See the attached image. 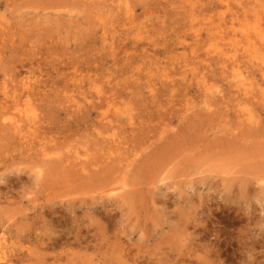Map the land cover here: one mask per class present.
<instances>
[{"label":"rangeland","instance_id":"374dc122","mask_svg":"<svg viewBox=\"0 0 264 264\" xmlns=\"http://www.w3.org/2000/svg\"><path fill=\"white\" fill-rule=\"evenodd\" d=\"M263 13L264 0H0V264H264Z\"/></svg>","mask_w":264,"mask_h":264},{"label":"bare ground","instance_id":"6f19581e","mask_svg":"<svg viewBox=\"0 0 264 264\" xmlns=\"http://www.w3.org/2000/svg\"><path fill=\"white\" fill-rule=\"evenodd\" d=\"M56 1L58 2V0H56ZM71 1H72V0H71ZM77 1H78V0H77ZM88 1H89V0H88ZM182 1H183V0H182ZM239 1H240V0H239ZM258 1H259V0H258ZM93 2H94V1H93ZM232 2H233V1H232ZM242 2H244V1H242ZM32 3H34V2H32ZM72 3H73V2H72ZM195 3H196V2H195ZM216 3H217V2H216ZM246 3H247V2H246ZM248 3H249V2H248ZM85 4H86V3H85ZM187 4H188V2H187ZM190 4H191V3H190ZM192 4H193V3H192ZM229 4H230V3H229ZM233 4H234V3H233ZM237 4H238V3H237ZM240 4H241V3H240ZM242 4H244V3H242ZM260 4H261V2H260ZM64 5H66V4H64ZM64 5H63V6H64ZM72 5H73V4H72ZM211 5H212V4H211ZM245 5H246V4H245ZM262 5H263V4H262ZM94 6H95V5H94ZM94 6H93V7H94ZM241 6H242V5H241ZM248 6L250 7V4H248ZM255 6H256V5H255ZM183 7H184V6H183ZM186 7H187V6H186ZM228 7H229V5H228ZM188 8H191V7H188ZM226 8H227V7H226ZM226 8H225V9H226ZM236 8H237V7H236ZM246 8H247V7H246ZM255 8H256V7H255ZM259 8H260V7H259ZM96 9H97V8H96ZM215 9H216V8H215ZM250 9H251V8H250ZM260 9H261V8H260ZM93 10H94V9H93ZM226 10H227V9H226ZM232 10H233V8H232ZM251 10H252V9H251ZM255 10H256V9H255ZM255 10H254V11H255ZM257 10L259 11V9H257ZM91 11H92V10H91ZM186 11H187V10H186ZM193 11H194V9H193ZM212 11H213V10H212ZM223 11H224V10H223ZM244 11H245V10H244ZM244 11H242V12H244ZM254 11H253V12H254ZM258 11H257V13H258V15H259V12H258ZM92 12H93V11H92ZM222 13H223V12H222ZM229 13H230V12H229ZM229 13H228V14H229ZM236 13H238V12H236ZM248 13H249V12H248ZM250 13H251V12H250ZM254 13H256V12H254ZM257 13H256V14H257ZM261 13H262V12H261ZM218 14H219V12H218ZM234 14H235V13H234ZM251 14H252V13H251ZM215 15H216V14H215ZM252 15H253V14H252ZM261 15H262V14H261ZM263 15H264V13H263ZM196 16H197V15H196ZM249 16H250V15H249ZM192 17H193V16H192ZM194 17H195V16H194ZM245 17H246V16H245ZM253 17H254V16H253ZM257 17H259V16H257ZM261 18H263V17H261ZM193 19H194V18H193ZM232 19H233V18H231V21H232ZM190 20H192V18H191ZM237 20H238V19H237ZM237 20H236V21H237ZM263 20H264V18H263ZM236 21H235V22H236ZM251 21H252V20H251ZM190 22H191V21H190ZM242 22H243V21H242ZM242 22H241V23H242ZM258 22H259V21H258ZM261 22H262V24L264 23L263 21H260V24H261ZM225 23H226V22H225ZM210 24H211V23H210ZM226 25H227V24H226ZM234 25H235V24H234ZM251 25H252V24H251ZM263 25H264V24H263ZM213 26H214V25H213ZM224 26H225V24H224ZM259 26H260V25H259ZM261 27H262V26H261ZM237 28H238V27H237ZM244 28H245V26H244ZM246 28H247V27H246ZM251 28H252V27H251ZM262 28H263V27H262ZM221 29H222V28H221ZM252 29H253V28H252ZM223 30H224V29H223ZM236 30H237V29H236ZM242 30H244V29H242ZM220 31H221V30H220ZM244 31H245V30H244ZM262 31H263V29H262ZM254 32H256V31H254ZM195 33H196V32H195ZM245 33H246V31H245ZM241 35H242V34H241ZM244 35H245V34H244ZM258 35H259V34H258ZM224 36H225V35H224ZM226 36H227V35H226ZM227 37L229 38L230 36H227ZM216 38H217V37H216ZM228 38H227V39H228ZM246 38H247V37H246ZM246 38H244V39H246ZM201 39H202V38H201ZM218 39H219V38H218ZM213 40H214V39H213ZM213 40H212V41H213ZM221 40H222V39H221ZM221 40H220V41H221ZM224 40H225V39H224ZM242 40H243V39H242ZM201 41H202V40H201ZM204 41H205V40H204ZM237 41H238V40H237ZM199 42H200V40H199ZM234 42H235V41H234ZM250 42H251V41H250ZM207 43H208V42H207ZM246 43H247V42H246ZM248 43H249V42H248ZM248 43H247V44H248ZM196 44H197V43H196ZM208 44H209V43H208ZM212 44H213V43H212ZM106 45L109 46L108 44H105V46H106ZM197 45H198V44H197ZM253 45H254V44H253ZM205 46H206V45H205ZM261 46H262V45H261ZM101 47H102V46H101ZM113 47H114V46H113ZM109 48H110V47H109ZM109 48H108V49H109ZM136 48H137V47H136ZM232 48H233V47H232ZM100 49H101V48H100ZM230 49H231V48H230ZM233 49H234V48H233ZM138 50H139V49H138ZM237 50H238V49H237ZM104 51H106V50L104 49ZM118 51H119V50H118ZM136 51H137V50H136ZM141 51H142V50H141ZM116 52H117V50H116ZM197 52H198V51H197ZM197 52H196V53H197ZM100 53H101V52H100ZM112 53H113V52H112ZM136 53H137V52H136ZM229 53H230V51H229ZM231 53H232V52H231ZM253 53H255V51H254ZM115 54H116V53H115ZM245 54H246V53H245ZM248 54H249V53H248ZM103 55H104V54H103ZM103 55H102V56H103ZM107 55H108V53H107ZM230 55H231V54H230ZM246 55H247V54H246ZM260 55H262V54H260ZM260 55H259V56H260ZM252 56H253V55H251V57H252ZM254 56L257 57V55H254ZM236 57H238V56H236ZM247 57H248V56H247ZM261 57H262V56H261ZM106 58H107V57H106ZM146 58H147V57H146ZM213 58H214V57H213ZM221 58H222V57H221ZM234 58H235V57H234ZM114 59H115V58H114ZM128 59H129V58H128ZM133 59H134V58H133ZM142 59H143V58H142ZM208 59H209V58H208ZM214 59H215V58H214ZM235 59H237V58H235ZM253 59H254V58H253ZM257 59L259 60L258 57H257ZM111 60H112V59H111ZM210 60H211V59H210ZM237 60H238V59H237ZM95 61H96V60H95ZM115 61H116V60H115ZM124 61H125V60H124ZM139 61H140V60H139ZM143 61L145 62V60H143ZM97 62H98V61H97ZM205 62H206V60H205ZM209 62H210V61H209ZM217 62H218V61H217ZM219 62H220V61H219ZM247 62H249V61H247ZM250 62L253 63L252 61H250ZM256 62H257V61H255V63H256ZM259 62H261V60H260ZM115 63H116V62H115ZM117 63H118V62H117ZM222 63H223V62H222ZM91 64H92V63H91ZM95 64H96V63H95ZM97 64H98V63H97ZM110 64H111V62H110ZM121 64H122V63H121ZM131 64H132V63H131ZM133 64H134V63H133ZM133 64H132V65H133ZM145 64H146V63H145ZM93 65H94V64H93ZM108 65H109V64H108ZM125 65H126V64H125ZM132 65H131V66H132ZM135 65H136V64H135ZM261 65H262V64H261ZM112 66H113V65H112ZM133 66H134V65H133ZM251 66H252V65H251ZM103 67H105V66H103ZM116 67H117V66H116ZM136 67H137V66H136ZM253 67H254V65H253ZM127 68H128V67H127ZM142 68H143V67H142ZM142 68H141V69H142ZM259 68H260V67H259ZM121 69H122V68H121ZM121 69H120V70H121ZM145 69H146V68H145ZM145 69H144V71H145ZM262 69H263V67H262ZM110 70H112V69H110ZM138 70H140V69H138ZM108 71H109V70H108ZM118 71H119V70H118ZM128 71H129V70H128ZM131 71H132V68H131ZM238 71H239V70H238ZM111 72H112V71H111ZM115 72H116V71H115ZM135 72H136V70H135ZM135 72H134V73H135ZM224 72H225V71H224ZM127 73H128V72H127ZM142 73H143V72H142ZM142 73H141V74H142ZM238 73H239V72H238ZM124 74H125V71H124ZM130 74H131V72H130ZM141 74H139V75H141ZM132 75H133V74H132ZM142 76H144V75H142ZM136 77H137V76H136ZM139 77H140V76H139ZM262 77H264V76H262ZM143 78H144V77H143ZM240 78H241V76H240ZM132 79H133V78H132ZM136 79H137V78H136ZM139 79H140V78H139ZM151 80H152V79H151ZM136 81H137V80H136ZM140 81H141V80H140ZM166 82H167V81H166ZM241 82H242V81H241ZM241 82H239V85H240ZM243 82H245V81L243 80ZM160 83H161V81H160ZM245 83H246V82H245ZM249 83H250V82H249ZM249 83H247V85H248ZM173 84H174V83H173ZM141 85H142V84H140V86H141ZM152 85H153V83H152ZM159 85H161V84H159ZM169 85H170V84H169ZM0 86H1V85H0ZM143 86H145V85L143 84ZM157 86H158V85H157ZM200 86H201V85H200ZM233 86H234V85H233ZM250 86H251V83H250ZM250 86H249V89H250ZM24 87H26V86H24ZM136 87H137V86H136ZM138 87H139V86H138ZM138 87H137V88H138ZM146 87H147V86H146ZM149 87H150V86H149ZM167 87H171V85H170V86H167ZM173 87H174V86H173ZM184 87H185V86H184ZM184 87H183V89H184ZM243 87H244V86H242V88H243ZM245 87H246V86H245ZM247 87H248V86H247ZM252 87H253V86H252ZM124 88H125V87H124ZM126 88H127V87H126ZM132 88H134V86H133ZM155 88H156V87H155ZM157 88H158V87H157ZM163 88H164V87H163ZM185 88H186V87H185ZM237 88H238V86H237ZM128 89H129V88H128ZM134 89H135V88H134ZM139 89H140V88H139ZM150 89H151V88H150ZM152 89H153V88H152ZM165 89H166V87H165ZM172 89H173V88H172ZM238 89H240V88H238ZM238 89H237V90H238ZM111 90H113V88H111ZM136 90H137V89H136ZM162 90H163V89H162ZM167 90H168V89H167ZM245 90H246V89H245ZM108 91H109V90H108ZM115 91H116V90H115ZM150 91H152V90H149V92H150ZM239 91H240V90H239ZM250 91H251V89H250ZM262 91H263V90H261V94L264 93V92L262 93ZM26 92H27V91H26ZM113 92H114V90H113ZM125 92H126V91H125ZM128 92H129V91H128ZM130 92H131V91H130ZM134 92H137V91H133L132 93H134ZM244 92L247 93L248 91H247V92L244 91ZM122 93H123V92H122ZM138 93H139V92H138ZM153 93H154V91H153ZM153 93H151V94H153ZM174 93H175V95H176V92H174ZM174 93H173V94H174ZM249 93H250V92H249ZM251 93H252V92H251ZM5 94H6V96H7V93H5ZM110 94H112V92H111ZM125 94H126V93H125ZM157 94H158V93H157ZM163 94H164V93H163ZM166 94H167V92H166ZM241 94H242V93H241ZM130 95H132V94H130ZM130 95H129V96H130ZM134 95H135V94H133V96H134ZM243 95H244V93H243ZM6 96H5V97H6ZM119 96H120V95H119ZM127 96H128V95H127ZM149 96H150V93H149ZM154 96H155V94H154ZM154 96H153V97H154ZM158 96H159V95H158ZM164 96H165V95H164ZM172 96H174V95H172ZM246 96H247V94H246ZM248 96L250 97V95H248ZM256 96H258V95H256ZM260 96H261V95H260ZM150 97H152V96H150ZM159 97H160V96H159ZM148 98H149V97H148ZM156 98H157V97H156ZM204 98H205V96H204ZM259 98H260V97H259ZM261 98H262V97H261ZM98 99H99V98H98ZM105 99H106V98H105ZM169 99H171V98H169ZM206 99H208V98H206ZM248 99H249V98H248ZM253 99H254V98H253ZM13 100H14V98H13ZM16 100H18V99L15 97V101H16ZM99 100H100V99H99ZM111 100H112V99H111ZM154 100H155V99H154ZM156 100H157V99H156ZM159 100H160V99H159ZM161 100H162V99H161ZM171 100H172V99H171ZM173 100H174V99H173ZM173 100H172V102H173ZM202 100H203V99H202ZM208 101H209V100H208ZM13 102H14V101H13ZM92 102H93V101H92ZM92 102H91V104H92L91 106H93V103H92ZM98 102H99V101H98ZM98 102H97V105H98ZM167 102H169V101H167ZM210 102H211V101H210ZM210 102H209V103H210ZM9 103H10V101H9ZM14 103H15V102H14ZM112 103L115 104V102H112ZM158 103H159V102H158ZM6 104H7V103H6ZM6 104H5V105H6ZM18 104H19V101H18ZM29 104H30V103H29ZM88 104H90V103H88ZM159 104H160V103H159ZM215 104H216V103H215ZM224 104H225V103H224ZM10 105H12V104L10 103ZM209 105L211 106L212 104H209ZM6 106H7V105H6ZM6 106H4V107H6ZM12 106H13V105H12ZM17 106H18V105H17ZM86 106H87V105H86ZM91 106H90V107H91ZM99 106H100V105H99ZM99 106H98V108H99ZM112 106H113V105H112ZM206 106H207V105H206ZM221 106H222V104H221ZM224 106H225V105H224ZM30 107H31V106H30ZM84 107H85V106H84ZM211 107H212V106H211ZM1 108H2V107H1ZM14 108H15V107H14ZM17 108H18V107H16L15 110H16ZM19 108H20V107H19ZM24 108H25V107H24ZM95 108H96V106H95ZM212 108H213V107H212ZM209 109H210V108H209ZM8 110H9V109H8ZM90 110H91V108H90ZM93 110H94V109H93ZM222 110H225V109L222 108ZM84 111H85V108H84ZM84 111H83V112H84ZM211 111H212V110H211ZM5 112H6V111H4L3 113H5ZM71 112H72V111H70V113H68V112H67V113H68V114H71ZM77 112H78V111H77ZM77 112H76V113H77ZM79 112H81V111H79ZM89 113H90V111H89ZM95 113H96V112H95ZM95 113H94V114H95ZM198 113H200V112H198ZM214 113H215V112H214ZM219 113H220V111H219ZM219 113H218V114H219ZM221 113H223V112H221ZM248 113H249V112H248ZM0 114H1V113H0ZM94 114H93V115H94ZM195 114H196V113H195ZM211 114H212V112L209 113V115H211ZM252 114H253V113H252ZM35 115H36V114H35ZM72 115H73V114H72ZM76 115H77V114H75V116H76ZM90 115H91V114H90ZM97 115H98V114H97ZM106 115H107V114H106ZM108 115H109V114H108ZM188 115H189V114H188ZM199 115H200V114H199ZM199 115H198V116H199ZM215 115H217V113H215ZM215 115L213 116V117H214L213 120L216 119ZM219 115H220V114H219ZM221 115H222V114H221ZM224 115H225V113H224ZM242 115H243V113H242ZM244 115H246V114L244 113ZM253 115H254V114H253ZM253 115H252V116H253ZM32 116H33V115H32ZM36 116H37V115H36ZM70 116H71V115H70ZM75 116H74V117H75ZM78 116H80V115H78ZM110 116H111V115H110ZM189 116H191V115H189ZM198 116L196 115V117H198ZM217 116H218V115H217ZM222 116H223V115H222ZM222 116H221V117H222ZM250 116H251V115H250ZM252 116H251V117H252ZM71 117H72V116H71ZM74 117H73V118H74ZM95 117H96V116H95ZM107 117H108V116H107ZM138 117H139V116H137V118H138ZM191 117H192V116H191ZM211 117H212V116H211ZM218 117L220 118V116H218ZM223 117H225V116H223ZM223 117H222V118H223ZM36 118H37V117H36ZM104 118H105V117H104ZM104 118H102V119H104ZM130 118H133V117L131 116ZM193 118H195V116H194ZM200 118H202V117H200ZM203 118H204V117H203ZM205 118H206V117H205ZM240 118H241V117H240ZM249 118H250V117H249ZM89 119H90V118H89ZM102 119L100 118L101 121H102ZM105 119H106V118H105ZM185 119H187V118L185 117ZM252 119H253V118H252ZM21 120H22V119H21ZM92 120H93V119H92ZM111 120H112V119H111ZM131 120H132V119H131ZM193 120H195V119H193ZM203 120H204V119H203ZM203 120H202V122H203ZM242 120H245V119H242ZM15 121H16V120H15ZM19 121H20V120H19ZM22 121H23V120H22ZM87 121H89V120H87ZM101 121H100V122H101ZM136 121H137V120H136ZM189 121H190V119H189ZM206 121H207V119H206ZM219 121H220V120H219ZM16 122H17V121H16ZM37 122H38V121H37ZM113 122H114V121H113ZM117 122H118V121H116V123H117ZM130 122H131V121H130ZM198 122H199V120H198ZM212 122H213V121H212ZM216 122H217V121H216ZM9 123H10V122H9ZM12 123H13V122H12ZM20 123L23 124V122H21V121H20ZM25 123H26V122H25ZM75 123H76V122H75ZM77 123H78V122H77ZM98 123H99V122H98ZM98 123H97V124H98ZM104 123H105V122H104ZM119 123H120V122H119ZM119 123H118V124H119ZM134 123H136V122H134ZM134 123H132V124H134ZM183 123H184V121H183ZM223 123H224V121H223ZM237 123H238V122H237ZM239 123H240V122H239ZM245 123H246V122H245ZM255 123H256V122H255ZM259 123H260V122L258 121L257 124H259ZM13 124H14V123H13ZM26 124H27V123H26ZM100 124H101V123H100ZM118 124H117V126H118ZM120 124H121V123H120ZM192 124H193V123H192ZM195 124H196V123H195ZM208 124H209V123H207V127H208ZM210 124H211V123H210ZM210 124H209V125H210ZM216 124H217V123H216ZM216 124H215V125H216ZM248 124H249V123H248ZM253 124H254V122H253ZM2 125H3V124H2ZM4 125H5V124H4ZM4 125H3V126H4ZM24 125H25V124H24ZM32 125H33V124H32ZM34 125H35V124H34ZM34 125H33V126H34ZM98 125H99V124H98ZM104 125H105V124H104ZM107 125H108V124H107ZM112 125H114V124H112ZM124 125H125V124H124ZM215 125H214V127H215ZM225 125H227V124H225ZM225 125H224V126H225ZM249 125H250V124H249ZM259 125H260V124H259ZM27 126H28V125H27ZM37 126H39V125H37ZM37 126H36V130L39 129ZM90 126H91V125H90ZM100 126H101V125H99L98 128H99ZM122 126H123V125L121 124V127H122ZM128 126H129V125H128ZM131 126H132V125H131ZM192 126H193V125H192ZM227 126H228V125H227ZM237 126H238V125H237ZM241 126H242V125H241ZM255 126H256V125H255ZM260 126H261V125H260ZM5 127H6V126H5ZM9 127H12V125L10 124ZM19 127H20V126H19ZM29 127H30V126H29ZM93 127H95V126H93ZM101 127H103V126H101ZM110 127H111V126H110ZM110 127H109V128H110ZM118 127H119V126H118ZM179 127H180V126H179ZM238 127H239V126H238ZM13 128H14V127H13ZM13 128H11V129H13ZM22 128H23V126H22ZM33 128L35 129V126H34ZM96 128H97V127H96ZM103 128H104V127H103ZM103 128H102V129H103ZM111 128H112V127H111ZM122 128H123V127H122ZM128 128H129V127H128ZM190 128H191V127H190ZM215 128H216V127H215ZM224 128H225V127H223V129H224ZM227 128H228V127H227ZM229 128H230V127H229ZM252 128H253V127H252ZM3 129H4V128H3ZM7 129H8V127H7ZM11 129H10V130H11ZM15 129H16V128H15ZM20 129H21V128H20ZM29 129H30V128H29ZM113 129H115V128H113ZM118 129H119V128H118ZM123 129H124V128H123ZM225 129H226V128H225ZM82 130H83V129H82ZM100 130H101V129H100ZM109 130H110V129H109ZM120 130H121V129H120ZM131 130L133 131V129H131ZM163 130H164V129H163ZM188 130H189V129H188ZM247 130H248V129H247ZM252 130H253V129H252ZM261 130H262V129H261ZM18 131H20V130H18ZM22 131H23V130H22ZM101 131H102V130H101ZM101 131H100V132H101ZM104 131H105V130H104ZM107 131H108V130H107ZM114 131H115V130H114ZM123 131H124V130H123ZM123 131H122V132H123ZM129 131H130V130H129ZM140 131H141V129H140ZM202 131H203V130H202ZM219 131H220V130H219ZM253 131H254V130H253ZM5 132H6V131H5ZM9 132H10V131H9ZM11 132H12V131H11ZM31 132H33V131H31ZM84 132H86V131H84ZM108 132H109V131H108ZM111 132H112V131H111ZM133 132H134V131H133ZM136 132H137V131H136ZM186 132H187V131H186ZM191 132H192V131H191ZM191 132H190V133H191ZM36 133H37V132H36ZM96 133H97V132H96ZM102 133H103V132H102ZM105 133H106V132H105ZM123 133H124V132H123ZM144 133H146V132H144ZM172 133H173V132H172ZM253 133H254V132H253ZM13 134H14V133H13ZM17 134H18V132H17ZM111 134H112V133H111ZM124 134H125V133H124ZM132 134H133V133H132ZM142 134H143V133H142ZM149 134H150V133H149ZM165 134H166V133H165ZM181 134H182V132H181ZM254 134H255V133H254ZM257 134H258V133H257ZM38 135H39V134H38ZM113 135H114V134H113ZM122 135H123V134H122ZM182 135H183V134H182ZM190 135H191V134H190ZM14 136H15V135H14ZM91 136H92V135H91ZM99 136H101V134H100ZM106 136H107V135H106ZM128 136H129V135H128ZM147 136H148V135H147ZM180 136H181V135H180ZM196 136H197V135H196ZM245 136H246V135H245ZM255 136H256V135H255ZM18 137H19V136H18ZM24 137H25V136H24ZM107 137H108V136H107ZM109 137L111 138V136H109ZM143 137H144V136H143ZM151 137H152V136H151ZM182 137H183V136H182ZM182 137H181V138H182ZM22 138H23V137H22ZM22 138H21V139H22ZM101 138H102V137H101ZM138 138H139V137H138ZM152 138H154V137H152ZM157 138H159V137H157ZM193 138H195V137H193ZM16 139H17V138H16ZM129 139H130V138H129ZM135 139H136V138H135ZM142 139H143V138H142ZM155 139H156V138H155ZM161 139L163 140V137H162ZM177 139H178V138H177ZM205 139H206V138H205ZM233 139H234V138H233ZM239 139H240V138H239ZM22 140H23V139H22ZM97 140H98V139L96 138V140H95L96 142L94 141V143H98ZM99 140H100V139H99ZM105 140H106V139H105ZM108 140H109V139H108ZM113 140H114V139H113ZM113 140H112V141H113ZM123 140H124V137H123ZM130 140H132V139H130ZM182 140H183V139H182ZM188 140H191V139H188ZM247 140H248V137H247ZM249 140H250V139H249ZM124 141H125V140H124ZM127 141H129V140H127ZM134 141H135V140H134ZM134 141H133V142H134ZM143 141H144V140H143ZM174 141H175V140H174ZM186 141H187V140H186ZM191 141H192V140H191ZM191 141H190V142H191ZM209 141H211V140H209ZM253 141H254V140H253ZM92 142H93V141H92ZM92 142H91V143H92ZM99 142H100V141H99ZM102 142H103L102 144H104V141H102ZM106 142H108V141L106 140ZM116 142H117V141H116ZM119 142H120V140H119ZM121 142H122V141H121ZM146 142H148V140H147ZM152 142H154V141H152ZM183 142H184L183 144H185V141H183ZM207 142H208V141H207ZM217 142H218V141H217ZM245 142H246V141H245ZM94 143H93V145H95ZM109 143H110V142H108V143H106V144L109 145ZM114 143H115V142H114ZM129 143H131V142H129ZM129 143H128V144H129ZM134 143H135V142H134ZM159 143H160V142H159ZM195 143H196V142H195ZM202 143H203V142H202ZM205 143H206V142H205ZM215 143H216V142H215ZM239 143H240V142H239ZM22 144H23V143H22ZM88 144H90V143L88 142ZM110 144H111V143H110ZM112 144H113V142H112ZM115 144H116V143H115ZM122 144H123V142H122ZM122 144H120V145H122ZM136 144H137V142H136L135 144H133L132 147H134V145H136ZM143 144H145V142H144ZM213 144H214V143H213ZM250 144H251V143H250ZM99 145H100V144H99ZM116 145H117V144H116ZM120 145H119V147H120ZM131 145H132V143H131ZM138 145H140V143H139ZM150 145H151V144H150ZM153 145H155V144L153 143ZM195 145H196V144H195ZM197 145H199V144H197ZM206 145H207V144H206ZM210 145H211V144H210ZM252 145H253V144H252ZM9 146H10V145H9ZM91 146H92V145H91ZM95 146H97V148H98V145H95ZM95 146H94V147H95ZM112 146H113V145H112ZM124 146H126V145H124ZM146 146H147V145H146ZM146 146H145V147H146ZM148 146H149V145H148ZM184 146H185V145H184ZM253 146H254V145H253ZM94 147H92V148H94ZM126 147H127V146H126ZM138 147H139V146H138ZM142 147H144V146H142ZM142 147H141V148H142ZM145 147H144V149H145ZM150 147H151V146H150ZM150 147H149V149H150ZM199 147H200V145H199ZM88 148H90V147H88ZM110 148H111V146H110ZM110 148H108V149H110ZM121 148H122V147H120V149H121ZM141 148L139 147L138 149L141 150ZM146 148H147V147H146ZM177 148H179V147H177ZM212 148H213V147H212ZM235 148H236V147H235ZM103 149H104V148H103ZM106 149H107V147H106ZM111 149H112V148H111ZM113 149H114V148H113ZM116 149H117V148H115V150H116ZM118 149H119V148H118ZM149 149H148V150H149ZM184 149H186V148H184ZM206 149H207V148H206ZM257 149H258V148H257ZM134 150H135V149H134ZM150 150H151V149H150ZM180 150H181V149H180ZM186 150H188V149H186ZM207 150H208V149H207ZM78 151H79V150H78ZM97 151H98V150H97ZM107 151H108V150H107ZM125 151H126V150H124V153H125ZM129 151H130V150H129ZM141 151H142V150H141ZM151 151H152V150H151ZM193 151H194V150H193ZM80 152H81V151H80ZM87 152H88V150H87ZM95 152H96V150H95ZM95 152H94V153H95ZM104 152H105V151H104ZM136 152H137V150H136ZM136 152H135V153H136ZM177 152H178V151H177ZM83 153H85V152H83ZM94 153H93V154H94ZM108 153H109V152H108ZM114 153H115V152H114ZM122 153H123V152H122ZM122 153H121V154H122ZM138 153H140V152L138 151ZM162 153H163V152H162ZM184 153H186V152H183L182 154H183L184 156H186ZM193 153H194V152H193ZM209 153H210V152H209ZM252 153H253V152H252ZM255 153H256V152H255ZM95 154H96V153H95ZM112 154H113V153H112ZM115 154H117V153H115ZM115 154H114V155H115ZM133 154H134V153H133ZM174 154H175V153H174ZM180 154H181V153H180ZM180 154H179V155H180ZM37 155H38V154H37ZM43 155H44V154H43ZM101 155H102V154H101ZM103 155H104V154H103ZM107 155H108V154H107ZM107 155H106V156H107ZM117 155H118V154H117ZM119 155H120V152H119ZM123 155H124V154H123ZM141 155H143V154L141 153ZM86 156H87V155H86ZM90 156H91V155H90ZM92 156H93V155H92ZM95 156H96V155H95ZM110 156H111V155H110ZM121 156H122V155H121ZM128 156H129V155H128ZM137 156H138V155H137ZM181 156H182V155H181ZM211 156H213V155H211ZM211 156H210V157H211ZM45 157H47V156H45ZM45 157H43V158H45ZM71 157H72V156H71ZM78 157H79V156H78ZM111 157H112V156H111ZM139 157H140V155H139ZM179 157H180V156H179ZM182 157H183V156H182ZM199 157H200V156H199ZM49 158H50V157H49ZM49 158H48V159H49ZM84 158H85V157H84ZM100 158H101V157H100ZM108 158H109V157H108ZM113 158H114V157H113ZM121 158H122V157H121ZM213 158H214V156H213ZM38 159H40V158H38ZM73 159H74V158H73ZM93 159H94V158H93ZM95 159L99 160L97 157H96ZM114 159H115V158H114ZM114 159H113V161H115ZM116 159H117V158H116ZM124 159L127 160V158H124ZM134 159H135V158H134ZM177 159H180V158H177ZM44 160H45V159H44ZM50 160H51V159H50ZM64 160H65V159H64ZM66 160H67V159H66ZM97 160H94V161H97ZM109 160H110V159H109ZM166 160H167V159H166ZM184 160H185V159H184ZM57 161H58V159H57ZM62 161H63V159H62ZM62 161L59 159V162H62ZM68 161H69V160H68ZM87 161H89V160H87ZM100 161H101V160H100ZM119 161H120V160H119ZM128 161H129V160H128ZM135 161H136V160H135ZM173 161H174V160H173ZM173 161H172V162H173ZM77 162H79V159L77 160ZM84 162H86V161H84ZM101 162H102V161H101ZM101 162L97 161V163H101ZM106 162H107V161H106ZM109 162H111V161H109ZM131 162L134 163V161H132V160H131ZM66 163L68 164L67 161H66ZM81 163H82V162H81ZM88 163H89V162H88ZM90 163L94 164V162H93L92 160H91ZM114 163L117 164L116 161H115ZM120 163H121V162H120ZM133 163H132V164H133ZM173 163H174V162H173ZM173 163H172V164H173ZM187 163H188V162H187ZM70 164H71V163H70ZM85 164H86V163H83V166H86V167H87V164H86V165H85ZM101 164H102V163H101ZM103 164H104V163H103ZM107 164H108V162H107ZM107 164H105V165H107ZM111 164H112V163H111ZM132 164H131V165H132ZM63 165H64V164H63ZM79 165H81V164L79 163ZM90 165H91V164H90ZM90 165H89V167H90ZM108 165H109V164H108ZM69 166H70V165H69ZM83 166H82V167H83ZM99 166H100V165H99ZM113 166H114V165H113ZM117 166H118V165H117ZM129 166H130V165H129ZM168 166H169V165H168ZM168 166H167V167H168ZM82 167H81V169H82ZM92 167H94V166H92ZM95 167H96V166H95ZM102 167H103V166H102ZM102 167H100L99 169L101 170V169H103L105 166H104L103 168H102ZM107 167H108V166H107ZM45 168H46V167H45ZM68 168L71 169V166L68 167ZM75 168H77V167H75ZM97 168H98V167H97ZM123 168H127V167H123ZM123 168H122V170H123ZM128 168H129V167H128ZM70 169H69V170H70ZM83 169H84V167H83ZM83 169H82V170H83ZM86 169H88V168H86ZM92 169H93V168H92ZM95 169H96V168H95ZM95 169H94V170H95ZM105 169H106V168H105ZM105 169H104V170H105ZM110 169H111V168H110ZM110 169L108 168V170H110ZM167 169H168V168H167ZM258 169H259V168H258ZM50 170H52V168H51ZM90 170H91V169H90ZM94 170H93V171H92V170H91V171L88 170V171H89V174H90V175H92V174L96 175V174L94 173L96 170H95V171H94ZM111 170H112V169H111ZM125 170H127V169H125ZM129 170H130V169H129ZM150 170H151V168H150ZM150 170H149V171H150ZM177 170H178V169H177ZM83 171H84V170H83ZM106 171H107V169H106ZM106 171H105V172H106ZM164 171H166V169H165ZM254 171H255V170H254ZM40 172H41V170H40ZM91 172H92V174H91ZM125 172H126V171H125ZM79 173H80V172H79ZM86 173H87V172H86ZM109 173H110V172H109ZM121 173H122V172H121ZM255 173H256V172H255ZM87 174H88V173H87ZM117 174H118V173H117ZM80 175H82V174H80ZM103 175H104V174H103ZM253 175H254V174H253ZM38 176H40V175H38ZM85 176H86V175H85ZM87 176H88V175H87ZM100 176H102V175L100 174ZM146 176H147V175H146ZM176 176H177V175H175V177H176ZM250 176H251V175H250ZM91 177H92V176H91ZM100 178H101V177H100ZM254 178H255V177H254ZM64 179H65V178H64ZM94 179H95V176H94ZM146 179H147V178H146ZM169 179H170V178H169ZM240 179H241V178H240ZM73 180H74V179H73ZM110 180H111V179H110ZM113 182H115V180H113ZM121 182H122V181H121ZM143 182H144V181H143ZM242 182H243V181H242ZM245 182H246V181H245ZM248 182H249V181H248ZM259 182H260V181H259ZM115 183H116V182H115ZM260 183H261V182H260ZM247 184H248V183H247ZM73 185H74V184H73ZM109 185H110V184H109ZM142 186H143V185L138 186V187H142ZM12 187H13V186H12ZM129 188H130V187H129ZM148 188H150V187H148ZM125 189H126V188H125ZM142 189H143V188H142ZM142 189H141V190H142ZM104 190H105V189H104ZM147 190H148V189H147ZM120 191H122V190H120ZM144 191H145V190H143V192H144ZM105 192H106V191H105ZM124 192H126V191H124ZM138 192H139V191H138ZM146 192H148V191H146ZM139 193H140V192H139ZM110 194H111V193H110ZM136 194H137V193H136ZM145 194H146V193H145ZM107 195H109L108 192H107ZM139 195H140V194H139ZM140 196H142V195H140ZM129 198H130V197H129ZM129 198H128L127 196H125V197H124V200L129 201ZM132 198H133V197H132ZM122 199H123V198H122ZM141 199H142V198H141ZM137 200H139V199H137ZM146 200H147V199H146ZM122 201H123V200H122ZM99 202H100V201H99ZM99 202H98V204H99ZM109 203H110V202H109ZM108 205H109V204H108ZM123 205H124V203H123ZM102 206H103V204H102ZM109 206H110V205H109ZM92 207H94V206H92ZM99 208H100V207H99ZM71 209H72V208H71ZM91 209H92V208H91ZM120 209H121V208H120ZM72 210H73V209H72ZM93 210H94L95 212L98 211L97 209H93ZM107 210H109V209H107ZM75 211H76V210H75ZM105 211H106V210H104V212H105ZM100 212H101V211H100ZM102 212H103V211H102ZM111 212H112V211H111ZM111 212H110V213H111ZM40 214H41V213H40ZM72 214H73V213H72ZM75 214H76V213H75ZM88 214H89V213H88ZM67 215H68V214H67ZM95 216H96V215H95ZM110 216H111V215H110ZM60 217H61V216H60ZM73 217H74V216H73ZM76 217H77V216H76ZM97 217H98V214H97ZM98 218H99V217H98ZM102 218H103V216H102ZM65 219H67V218H65ZM74 219H75V218H74ZM90 219H91V218H90ZM104 219H105V218H104ZM104 219H103V220H104ZM114 219H115V218H114ZM71 220H72V219H71ZM88 220H89V219H88ZM108 220H109V218H108ZM53 221H54V220H53ZM104 221H105V220H104ZM65 222H67V221H65ZM72 222H73V221H72ZM105 222H106V221H105ZM3 223H4V222H3ZM70 224H71V223H70ZM96 224H97V223H96ZM2 225H5V224H2ZM73 225H74V224H73ZM79 225H80V223H79ZM106 225H107V224H106ZM109 225H110V224H109ZM120 225H121V224H120ZM0 227H1V226H0ZM79 229H80V228H79ZM83 230H84V229H83ZM104 230H105V229H104ZM87 231H88V230H87ZM99 231H100V230H99ZM103 232H104V231H103ZM106 232H108V231H106ZM86 234H88V233H86ZM93 234H94V233H93ZM96 234H97V233H96ZM101 234H102V233H101ZM83 235H84V234H83ZM89 235H90V233H89ZM78 237H79V236H78ZM95 237H96V236H95ZM84 238H85V237H84ZM77 239H78V238H77ZM82 239H83V238H82ZM91 239H92V238H91ZM78 240H79V239H78ZM95 240H96V239H95ZM81 241H82V240H81ZM81 241H80V243H81ZM100 241H101V240H100ZM42 242H43V241H42ZM42 242H41V245L44 244V243H42ZM75 242H76V241H74V243H75ZM76 243L78 244V242H76ZM83 243H84V242H83ZM94 243H95V242H94ZM94 243H93V244H94ZM98 243H99V242H98ZM101 243H102V242H101ZM75 245H76V244H75ZM78 245L80 246V244H78ZM98 245H100V244H98ZM125 245H126V244H125ZM79 246H78V247H79ZM89 246H90V245H89ZM47 247H48V246H47ZM78 247H77V248H78ZM82 247H83V246H82ZM122 247H123V246H122ZM94 250H95V249H94ZM127 250H128V249H127ZM127 250H126V252H127ZM190 250H191V249H190ZM0 251H1V250H0ZM126 252H124V255H125ZM194 253H195V252H194ZM8 254H9V253H8ZM11 254H13V253H11ZM13 255H14V254H13ZM189 255H190V254H189ZM4 256H6V255H4ZM7 256H8V255H7ZM191 256H192V255H191ZM194 256H195V255H194ZM0 257H1V256H0ZM2 257H3V256H2ZM124 257H125V256H124ZM124 257H123V258H124ZM1 259H3V258H1ZM120 259H121V258H120ZM123 262H124V260H123ZM87 263H88V262H87ZM147 263H148V262H147Z\"/></svg>","mask_w":264,"mask_h":264}]
</instances>
